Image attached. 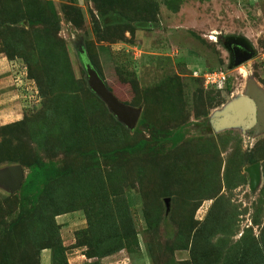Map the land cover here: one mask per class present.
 <instances>
[{
    "label": "rangeland",
    "instance_id": "obj_1",
    "mask_svg": "<svg viewBox=\"0 0 264 264\" xmlns=\"http://www.w3.org/2000/svg\"><path fill=\"white\" fill-rule=\"evenodd\" d=\"M232 40L257 55L230 68ZM2 54L44 98L15 96L26 111L0 125V168L65 175L26 213L0 188V264H264V133L212 123L248 83L264 91V0H0ZM85 63L141 126L117 120Z\"/></svg>",
    "mask_w": 264,
    "mask_h": 264
},
{
    "label": "water",
    "instance_id": "obj_2",
    "mask_svg": "<svg viewBox=\"0 0 264 264\" xmlns=\"http://www.w3.org/2000/svg\"><path fill=\"white\" fill-rule=\"evenodd\" d=\"M230 68H236L251 60L257 55L244 40L230 41ZM240 57L233 58L235 52ZM87 82L89 88L105 103L109 111L129 130H134L141 110L122 104L108 89L106 83L88 63H85ZM216 131L240 129L244 133L251 132L253 137L264 133V91L255 83H248L243 95L227 103L222 110L216 111L212 119ZM254 187L260 179L259 164L247 169ZM24 170L21 165H10L0 168V188L10 194L19 191L24 181Z\"/></svg>",
    "mask_w": 264,
    "mask_h": 264
},
{
    "label": "trees",
    "instance_id": "obj_3",
    "mask_svg": "<svg viewBox=\"0 0 264 264\" xmlns=\"http://www.w3.org/2000/svg\"><path fill=\"white\" fill-rule=\"evenodd\" d=\"M6 58L11 64V79H12V92L18 93L21 92L22 97L26 96V101L29 102V107H33L32 105L42 107L43 105V91L39 87L38 83L34 78L30 77L29 68L23 62L17 59H12L6 54H2V56ZM19 61V63H18ZM19 79L21 84L18 87L14 80ZM20 89L21 91H18ZM19 94V93H18ZM20 95V94H19ZM37 105V106H36ZM26 110H23V112ZM24 115V114H23ZM42 116V115H41ZM46 116H43L42 123H44L42 131H45V134H50L52 137V133L50 130L55 128L56 126L50 122V118L46 121ZM23 117V116H22ZM24 119H20L16 122L8 123L5 127L10 125L19 124ZM143 121L140 120L137 126H141ZM29 172L25 176L22 187L19 191L20 201H19V209L20 213H26L28 210L29 200L32 205H35L41 193L43 192L44 187H46L51 181L60 180L65 174L64 170H60L53 165H47L41 162H37L35 164H31L29 167Z\"/></svg>",
    "mask_w": 264,
    "mask_h": 264
},
{
    "label": "crops",
    "instance_id": "obj_4",
    "mask_svg": "<svg viewBox=\"0 0 264 264\" xmlns=\"http://www.w3.org/2000/svg\"><path fill=\"white\" fill-rule=\"evenodd\" d=\"M11 72L10 62L0 57V125L20 120L26 107L22 100L15 98L18 93L12 92Z\"/></svg>",
    "mask_w": 264,
    "mask_h": 264
},
{
    "label": "built area",
    "instance_id": "obj_5",
    "mask_svg": "<svg viewBox=\"0 0 264 264\" xmlns=\"http://www.w3.org/2000/svg\"><path fill=\"white\" fill-rule=\"evenodd\" d=\"M204 77L206 79V82L209 81L212 84H218V83H221V82L223 83L226 80L224 74L222 72H220V71L219 72L208 73ZM14 81L17 82L19 85L21 84V81L19 79H16Z\"/></svg>",
    "mask_w": 264,
    "mask_h": 264
},
{
    "label": "flooded vegetation",
    "instance_id": "obj_6",
    "mask_svg": "<svg viewBox=\"0 0 264 264\" xmlns=\"http://www.w3.org/2000/svg\"><path fill=\"white\" fill-rule=\"evenodd\" d=\"M226 46L228 47L229 50H230V48H231V49H234V47H235L234 45H232V46L229 48L228 44H226ZM230 51H231V50H230ZM234 52H235V51H234ZM231 55H232V54H231ZM233 56H234L233 58L240 57V56L238 55L237 52H235Z\"/></svg>",
    "mask_w": 264,
    "mask_h": 264
}]
</instances>
